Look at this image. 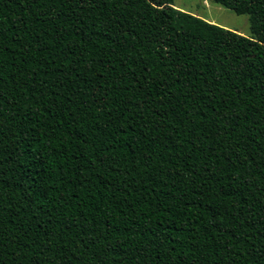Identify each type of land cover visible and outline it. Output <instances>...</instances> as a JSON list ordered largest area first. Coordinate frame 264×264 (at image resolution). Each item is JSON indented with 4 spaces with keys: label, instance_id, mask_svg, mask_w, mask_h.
Segmentation results:
<instances>
[{
    "label": "trees",
    "instance_id": "16d2710c",
    "mask_svg": "<svg viewBox=\"0 0 264 264\" xmlns=\"http://www.w3.org/2000/svg\"><path fill=\"white\" fill-rule=\"evenodd\" d=\"M142 2L183 68L62 54L86 0H0V264H264V0H211L249 36Z\"/></svg>",
    "mask_w": 264,
    "mask_h": 264
},
{
    "label": "rangeland",
    "instance_id": "374dc122",
    "mask_svg": "<svg viewBox=\"0 0 264 264\" xmlns=\"http://www.w3.org/2000/svg\"><path fill=\"white\" fill-rule=\"evenodd\" d=\"M143 0H86L83 17H90L85 26L80 27L82 40L67 45L62 54L79 59L110 51L112 42L126 46L136 40L150 43L158 41L156 51L132 52L124 62L141 61L145 64L183 68V60L178 41L173 33L172 19L167 13L144 7ZM147 1V0H146ZM160 8L158 0H148ZM93 3L94 5H91ZM174 7L192 12L213 23L236 30L249 36L250 27L247 14H237L233 10L211 0H173ZM169 16V17H167ZM79 34V32H77ZM149 44V43H148ZM156 45V46H157ZM139 63V62H138Z\"/></svg>",
    "mask_w": 264,
    "mask_h": 264
},
{
    "label": "snow or ice",
    "instance_id": "6c2138e0",
    "mask_svg": "<svg viewBox=\"0 0 264 264\" xmlns=\"http://www.w3.org/2000/svg\"><path fill=\"white\" fill-rule=\"evenodd\" d=\"M155 6V5H154ZM163 7V5H161Z\"/></svg>",
    "mask_w": 264,
    "mask_h": 264
}]
</instances>
